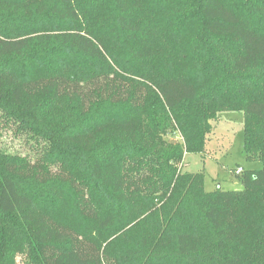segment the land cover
<instances>
[{
  "label": "trees",
  "instance_id": "1",
  "mask_svg": "<svg viewBox=\"0 0 264 264\" xmlns=\"http://www.w3.org/2000/svg\"><path fill=\"white\" fill-rule=\"evenodd\" d=\"M223 110L263 166L207 192L179 163ZM7 128L49 147L7 152ZM18 254L264 264V0H0V264Z\"/></svg>",
  "mask_w": 264,
  "mask_h": 264
},
{
  "label": "rangeland",
  "instance_id": "2",
  "mask_svg": "<svg viewBox=\"0 0 264 264\" xmlns=\"http://www.w3.org/2000/svg\"><path fill=\"white\" fill-rule=\"evenodd\" d=\"M245 120L243 110L219 112L214 119L210 120L211 130L204 150L199 153L185 152L179 163V170L188 173H202L204 189L207 192L219 188L223 190L242 189L243 184L239 176L246 170L260 169L263 166L262 161L257 157L248 159L244 150ZM2 133V147L5 151L28 156L33 161L49 147L45 142H37L25 134H16L13 129H4ZM165 138L172 142L184 143V137L179 132L166 135ZM16 264H25L22 254L17 255Z\"/></svg>",
  "mask_w": 264,
  "mask_h": 264
},
{
  "label": "built area",
  "instance_id": "3",
  "mask_svg": "<svg viewBox=\"0 0 264 264\" xmlns=\"http://www.w3.org/2000/svg\"><path fill=\"white\" fill-rule=\"evenodd\" d=\"M239 172L241 171V169L240 170H238Z\"/></svg>",
  "mask_w": 264,
  "mask_h": 264
}]
</instances>
